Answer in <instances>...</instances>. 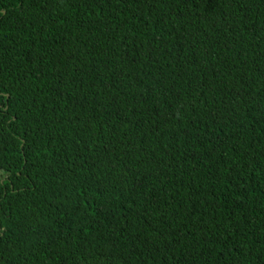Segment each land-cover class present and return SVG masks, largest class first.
<instances>
[{
  "label": "trees",
  "instance_id": "trees-1",
  "mask_svg": "<svg viewBox=\"0 0 264 264\" xmlns=\"http://www.w3.org/2000/svg\"><path fill=\"white\" fill-rule=\"evenodd\" d=\"M0 264H264V0H0Z\"/></svg>",
  "mask_w": 264,
  "mask_h": 264
},
{
  "label": "rangeland",
  "instance_id": "rangeland-1",
  "mask_svg": "<svg viewBox=\"0 0 264 264\" xmlns=\"http://www.w3.org/2000/svg\"><path fill=\"white\" fill-rule=\"evenodd\" d=\"M1 176V175H0Z\"/></svg>",
  "mask_w": 264,
  "mask_h": 264
}]
</instances>
